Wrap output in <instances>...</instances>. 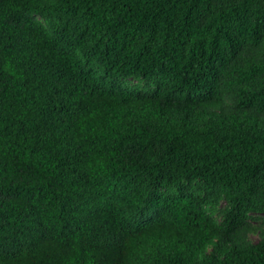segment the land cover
Listing matches in <instances>:
<instances>
[{"label":"trees","instance_id":"obj_1","mask_svg":"<svg viewBox=\"0 0 264 264\" xmlns=\"http://www.w3.org/2000/svg\"><path fill=\"white\" fill-rule=\"evenodd\" d=\"M0 264H264V0H0Z\"/></svg>","mask_w":264,"mask_h":264}]
</instances>
